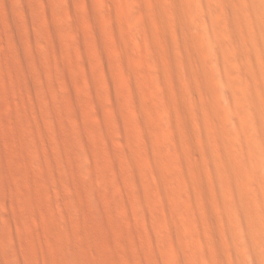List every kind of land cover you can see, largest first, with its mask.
<instances>
[{
    "label": "bare ground",
    "instance_id": "bare-ground-1",
    "mask_svg": "<svg viewBox=\"0 0 264 264\" xmlns=\"http://www.w3.org/2000/svg\"><path fill=\"white\" fill-rule=\"evenodd\" d=\"M2 1L18 58L0 54V61L14 72L23 147L30 161L54 168L49 178L60 212L78 216L68 241L85 247L90 229L79 175L86 168L88 199L94 201L103 184L109 215L128 229L127 214L144 216L162 264H264V0H97L88 7L73 0ZM18 9L27 32L18 27ZM98 15L112 36L109 51ZM85 35L94 40L92 57ZM132 46L141 53L134 59ZM115 59L121 72L108 112L97 100L85 105L81 94L92 81L82 68L74 105L80 113L95 109L96 117L93 125L81 117L74 128L62 98L68 67L89 60L107 66ZM103 81L110 84L107 76ZM91 138L117 140L127 161L107 157L95 166L91 158L101 149L89 146ZM44 150L62 159L64 193ZM0 178L8 179L5 168ZM110 182L125 191L122 198ZM36 197L29 195L20 208L35 206ZM21 245L0 240V264H25Z\"/></svg>",
    "mask_w": 264,
    "mask_h": 264
},
{
    "label": "rangeland",
    "instance_id": "rangeland-1",
    "mask_svg": "<svg viewBox=\"0 0 264 264\" xmlns=\"http://www.w3.org/2000/svg\"><path fill=\"white\" fill-rule=\"evenodd\" d=\"M73 1L78 4L85 3V7L97 2V0ZM37 9L41 11L40 7ZM18 11L20 12L21 10L18 9ZM18 15V27L27 32V20L22 12L18 13ZM102 18L101 15H98L97 19L99 26L103 29ZM163 21L165 23L167 19L165 20V17H163ZM86 28L87 24L85 23ZM15 37L16 35L10 22V14L6 11L3 1L0 0V54L10 55L13 60L18 58L13 53ZM24 38L26 39L27 36L24 35ZM101 40L109 51L108 45L112 40V36L107 30L103 29ZM62 46L60 49L64 52L66 47L63 46L65 47L63 50ZM85 46L92 57L94 40L89 35H85ZM132 47L129 51V57L134 59L141 53L138 51L137 46ZM108 51L105 50L107 58L110 56ZM54 55L52 50L47 56L50 62L55 59ZM50 62H45L43 67L44 71L48 73L51 70ZM115 63L109 62L107 66H104L89 60L85 63V67L81 63H79L77 68L68 67V70L70 68V76L68 81L65 82L70 84L69 89L67 87L64 89L65 93L63 92L62 98L68 107L67 115H69L67 117L69 118L67 119H70L69 121H71V125L74 128L77 127L81 117L85 118V122L89 119L90 121L88 120V122L92 125L96 117L95 109L86 110L85 107V113H80L74 105L75 100L72 95L79 94V87L84 79L81 72L82 68L83 70L85 69V73L87 71L92 81L91 87L85 82V90L81 94L85 99V105L97 100L100 102L101 108L108 112L109 98L114 94L113 85L118 82L121 72L119 59H115ZM13 73V70L8 65L0 61V172L5 168L8 176L7 180L0 178V201L4 205L3 209L0 210V240L10 237L14 240H20L22 242V248L20 249L22 250L21 253L25 264H162L158 258V248L152 237V230L144 216H137L134 213L131 215L127 214L126 221H129L133 226L128 229V227L124 226L123 219L109 215L107 211L109 201L107 189L103 184L95 188V200H89L90 197L87 196L90 195H86V192L89 191L88 193H90L92 187L91 177L86 168L85 172H83L84 170L80 171L79 175L82 174L80 177H82V180L84 179L85 189H87L85 190V198H87V201H85V209L87 211L85 221L89 222L90 229L85 231V247L79 242L70 243L71 241H68L70 239L69 231L75 228L79 219L75 213L62 214L60 212V203L54 198L58 193V189L54 187L52 182L50 183L49 178L54 168L50 170L52 168L47 165L48 163L30 161L26 156V151L23 147L24 136L19 132V128L22 126V120L19 115L21 102L18 97L11 93V87L15 80ZM106 76L109 78L110 84H106L103 81ZM63 78L64 76L61 74L60 79ZM82 114L85 115L83 116ZM35 126L39 127L38 124ZM41 141H39V146L41 145L40 147L46 149L45 143ZM91 141H88L89 146H93L92 148L95 147L97 150H99V147L101 149L99 152L100 156L97 158L99 162L91 158L95 166L101 165L105 161L103 159L107 157H112L121 163L127 161L122 145L117 140L112 139L107 144L105 142H96L92 138ZM109 147H111L110 150ZM43 159L54 161V165L57 168V171L55 170L56 172H54H59L56 176L61 181V189L64 193V189H66L65 176L60 178L63 174H60L61 171L58 170H61L64 165L60 155L56 151L48 153L44 150ZM101 160L103 161L102 163H100ZM112 170L113 168L108 166L106 173L112 174ZM122 170L121 168L118 169L119 172ZM109 185L108 188L113 189L118 193L119 198H122L125 191L117 187L114 182H110ZM77 186L79 187V185ZM29 195H36L38 201L35 206L26 211L21 209L20 205L27 200L26 198ZM12 250L13 247L11 246L10 251Z\"/></svg>",
    "mask_w": 264,
    "mask_h": 264
}]
</instances>
